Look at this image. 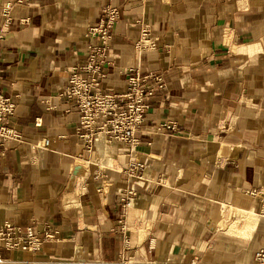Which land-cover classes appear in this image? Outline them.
Wrapping results in <instances>:
<instances>
[{
    "label": "crops",
    "instance_id": "crops-1",
    "mask_svg": "<svg viewBox=\"0 0 264 264\" xmlns=\"http://www.w3.org/2000/svg\"><path fill=\"white\" fill-rule=\"evenodd\" d=\"M106 6L119 19L104 87L123 90L125 69L167 80L132 152L103 133L90 149L63 94ZM144 26L155 48H137ZM0 91L21 134L0 160V223L56 232L39 250L0 247V264H255L264 0H0ZM134 158L139 177L125 173Z\"/></svg>",
    "mask_w": 264,
    "mask_h": 264
},
{
    "label": "built area",
    "instance_id": "built-area-1",
    "mask_svg": "<svg viewBox=\"0 0 264 264\" xmlns=\"http://www.w3.org/2000/svg\"><path fill=\"white\" fill-rule=\"evenodd\" d=\"M27 1L17 0V3ZM118 19L119 10L106 6L99 22L89 27L87 34L95 37L97 42L88 46L85 62L73 66L70 70L63 94L80 113L78 131L89 144L90 149L95 144L97 135L103 133L109 141L124 142L132 152L133 148L140 143L138 134L145 122L151 102L156 95L165 92L167 80L159 71L133 73L132 69H125L121 71L126 81L123 90L104 87L103 80L107 75V67L111 63L107 55L109 39ZM151 34L149 26H144L136 42L138 49L156 47V38H152ZM16 108L15 98L0 91V160L6 156L8 142L21 137V134L9 123ZM163 125L167 128L171 127L166 123ZM47 143L48 140H44V144ZM143 169V162L134 158L125 169V173L139 177ZM259 193L261 197L259 214L264 217V188L253 191V194ZM54 238H56V232L51 226L44 230L27 227L23 231L20 226L10 221L0 223V247L9 250H39L44 242ZM1 261L3 258L0 255ZM117 264H123V262ZM255 264H264V247L256 250Z\"/></svg>",
    "mask_w": 264,
    "mask_h": 264
},
{
    "label": "rangeland",
    "instance_id": "rangeland-1",
    "mask_svg": "<svg viewBox=\"0 0 264 264\" xmlns=\"http://www.w3.org/2000/svg\"><path fill=\"white\" fill-rule=\"evenodd\" d=\"M79 179H78V184H79V186L81 187V185H82V183H83V175L82 176H79L78 177ZM80 180V181H79ZM81 189V188H80ZM79 188H77V192L78 193H80L79 192V190H80ZM253 213H255L254 211H253ZM231 221H233L234 223H241L243 220H242V218L241 217H235V218H233Z\"/></svg>",
    "mask_w": 264,
    "mask_h": 264
},
{
    "label": "bare ground",
    "instance_id": "bare-ground-1",
    "mask_svg": "<svg viewBox=\"0 0 264 264\" xmlns=\"http://www.w3.org/2000/svg\"><path fill=\"white\" fill-rule=\"evenodd\" d=\"M79 173H81V172H78L77 174H79ZM77 178H78V177H77ZM78 179H79V178H78ZM79 181H80V180H79ZM77 183H78V182H77ZM73 184H75V183H73ZM82 187H83L82 185H81V187H80V186L77 187V188H79V189L81 188V189L79 190V192L82 191ZM147 224H148V223H147Z\"/></svg>",
    "mask_w": 264,
    "mask_h": 264
}]
</instances>
